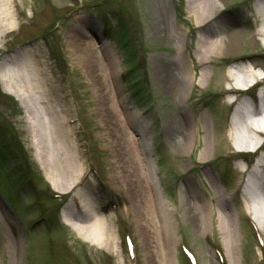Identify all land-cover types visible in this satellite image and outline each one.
Here are the masks:
<instances>
[{"label":"rangeland","instance_id":"rangeland-1","mask_svg":"<svg viewBox=\"0 0 264 264\" xmlns=\"http://www.w3.org/2000/svg\"><path fill=\"white\" fill-rule=\"evenodd\" d=\"M0 6V63L31 54L55 104L43 109L38 94L35 111L56 123L63 144L57 157L79 158L75 187L62 194L74 202L73 191L81 189L113 238L111 248L99 247L62 222L69 205L47 197L53 187L45 176L53 173L36 157L32 115L0 77V125L11 127L28 156L21 178L9 159H0V264H187L181 246L195 264H222L220 256L223 264H264V229L246 207L250 194L264 195V133L242 117V111L254 117L246 104L255 107L264 79L236 89L232 101L225 95L244 78L236 69L228 77L229 67L250 60L264 74L258 31L264 0H219L208 19L190 12L189 0H0ZM215 33L226 34L221 55L203 46ZM72 40L94 54L107 49L109 57L90 62L103 69L79 64ZM236 110L240 116L231 120ZM138 124L150 147L133 146L148 155L131 171L114 154L115 139L131 145ZM233 141L256 152L237 150ZM254 153L263 155V166L247 177Z\"/></svg>","mask_w":264,"mask_h":264},{"label":"bare ground","instance_id":"bare-ground-1","mask_svg":"<svg viewBox=\"0 0 264 264\" xmlns=\"http://www.w3.org/2000/svg\"><path fill=\"white\" fill-rule=\"evenodd\" d=\"M218 1L219 0H189L190 4L192 5V9H190V12L195 11L197 16H201L203 19H208L218 10ZM1 8L2 7L0 6V10ZM2 15L7 19L6 25L11 24V17L9 15V12H2ZM260 15L261 18L259 20L258 31L262 36L264 44V11H261ZM3 19L5 20V18ZM225 38V33H215L214 35L206 38L203 46L207 48V50L211 51L209 53L214 55H221L223 50L227 47L225 46ZM71 42L73 44V49L71 52L76 57L79 64L84 66L88 71H90V68H94V70L97 69V71L103 69V65L100 62L99 64H94L95 66L91 65L90 62H92L93 60L97 61V57L104 58L105 54L107 57H109L110 54H108L109 52H107V49H101L100 47V50H98V52L94 54L90 46L87 45V48L84 45H80V43H77L76 40H72ZM102 46H107V44L103 42ZM34 61V58L28 52H24L21 55L18 54V56L10 54L6 58H4L0 63V77L5 82L3 84V89L16 98V100L24 108L28 115H32L30 125L33 127V138L34 143H36L35 149L37 151L36 157L38 158V162L41 167H45L47 170H52L53 173L52 179L48 176H45L49 184L58 191L67 192L75 187L73 180L77 175H80L81 173H79V171L81 170L79 158H77L75 155L70 161L63 155L61 157H57L59 152L61 151L63 144L62 141L54 134L56 123L48 119V117L44 115L39 108L37 109V111H35V109L37 108L35 97H37L38 94L44 96V99L42 98L41 101H38L39 105H41L43 109H48L47 106L53 109V106L55 104L54 102H52L49 89L46 88L50 86H47L44 82L43 74L39 71ZM113 64V61L109 63L110 67L108 69V72L111 75H114V71L116 70ZM234 69H236L237 72H240V74H243L244 78L235 81V86L226 91L225 95L228 101H232V94L237 92L236 89H245L247 86H250L256 81H260L264 77V74L259 70H256L253 64H251L250 60L246 61L244 64H239L238 66L233 65L229 67L226 71V75L228 77H232L233 74H235ZM106 72L107 71L104 70V73ZM263 100L264 91L259 93V101L256 104L255 108L252 107V104H246L249 107L247 108L251 110V114L254 115V117L251 118V115L246 116V114H243V112L245 111H242V117L244 116V118H246V120L250 122V126L264 132ZM115 110L116 112H118L120 118L125 115L124 111L121 110L119 105L115 106ZM240 113L241 112L239 110H236L234 114H232L231 120L239 118ZM59 122L63 123L62 120H60ZM127 124L128 122H126V125ZM124 132H126V130ZM135 134L137 137V141L133 138L131 145H127L126 142H124L117 136L115 139L117 149L114 151V154L125 164L126 169L130 168L131 171L133 170V165L136 166V164H138L145 166L146 161L144 156L148 155L146 154L147 150L145 148L137 151V148H134L133 146L137 145V147H139L141 145H144L146 146V148L150 147L149 143L146 141L147 134L146 128L144 126L141 128L138 124V126H136ZM233 143V146L237 150H252L255 148H244L241 147L240 144H235L234 141ZM258 143L260 144V141H258ZM186 145L187 142L184 143V146ZM262 157L263 155H259L257 157L252 171H254L257 166H263ZM133 159L136 161V163L133 161ZM240 170L244 171V169L242 168ZM249 175L250 173L248 174V176ZM128 176L129 175H126V177ZM253 176L255 177V175ZM141 178L143 179V176ZM144 181H147V179ZM59 187H61L60 190ZM245 192L247 191L245 190ZM73 198L79 200V208L76 209L71 206L66 207L61 212L62 222L66 224L72 231H74L82 240L90 242L99 247L111 248V246L113 245V238L109 231H107L106 229V223L100 218L103 215L100 214L98 209L93 207H91L93 208L91 209L89 207L90 205L86 202L84 196L82 197L81 189L74 190ZM250 198V204L248 203L246 207L248 208L250 214L255 215L256 220L260 222L262 228L264 229V196L256 195L251 197L250 194ZM223 225V222H218L219 230L223 231V233L225 234L227 232V229Z\"/></svg>","mask_w":264,"mask_h":264},{"label":"trees","instance_id":"trees-1","mask_svg":"<svg viewBox=\"0 0 264 264\" xmlns=\"http://www.w3.org/2000/svg\"><path fill=\"white\" fill-rule=\"evenodd\" d=\"M27 153L16 135L8 126L0 128V159L10 160L12 169L20 176L25 175Z\"/></svg>","mask_w":264,"mask_h":264}]
</instances>
